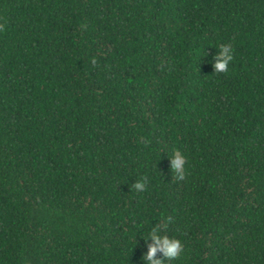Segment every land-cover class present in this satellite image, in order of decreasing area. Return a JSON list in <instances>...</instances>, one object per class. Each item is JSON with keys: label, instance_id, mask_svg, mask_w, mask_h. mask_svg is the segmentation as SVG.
<instances>
[{"label": "trees", "instance_id": "1", "mask_svg": "<svg viewBox=\"0 0 264 264\" xmlns=\"http://www.w3.org/2000/svg\"><path fill=\"white\" fill-rule=\"evenodd\" d=\"M163 216L166 264H264V0H0V264H143Z\"/></svg>", "mask_w": 264, "mask_h": 264}, {"label": "clouds", "instance_id": "2", "mask_svg": "<svg viewBox=\"0 0 264 264\" xmlns=\"http://www.w3.org/2000/svg\"><path fill=\"white\" fill-rule=\"evenodd\" d=\"M217 50L208 58L213 70L216 72H226L230 62L233 60V47L230 43H221ZM204 54L199 57L207 55ZM171 171L176 174L180 180L184 179L186 171L187 157L176 149L169 157ZM146 176H142L132 182V188L137 191H144L147 187ZM171 216H163L161 223H155L146 230V235H143L146 251L142 255L143 264H166L167 261H174L181 257L184 251V245L177 236L170 235L168 225L171 222ZM157 252L161 255L157 257Z\"/></svg>", "mask_w": 264, "mask_h": 264}]
</instances>
